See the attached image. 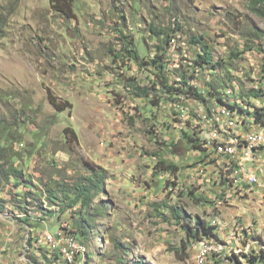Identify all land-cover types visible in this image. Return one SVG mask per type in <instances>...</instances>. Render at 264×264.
<instances>
[{"label":"rangeland","instance_id":"1","mask_svg":"<svg viewBox=\"0 0 264 264\" xmlns=\"http://www.w3.org/2000/svg\"><path fill=\"white\" fill-rule=\"evenodd\" d=\"M75 12L76 19L64 21L49 0H0V17L6 21L0 30V146L3 138L5 142L11 137L6 158L16 156L14 166L23 164L29 175L24 180L30 179L43 193L60 182L72 184L105 171L101 190L83 211L93 222L89 244L77 239L86 248L85 264H239L234 256L246 264L244 255L264 250V191L241 184L244 175L229 156L218 161L216 148L205 138L209 122L200 114H180L182 102L168 99L165 91H152L147 98L125 85L128 79L140 87L158 81L152 69L141 64L159 54L158 45L164 49L160 54H165L168 84L175 88L182 85L183 73L188 84L201 91L206 82L219 85L225 65L232 62L234 76H225L228 80L220 89L223 101L208 97L205 103L216 101L222 119L258 128L253 116L264 107V96H239V90L255 88L264 94V4L75 0ZM151 23L170 30L167 44L163 36L151 33ZM123 31L134 37L139 60L127 52L123 61L114 56L122 49ZM193 35L204 36L217 60L224 61L222 68L194 66L201 44H191ZM247 44L251 50H245ZM236 50L245 51L230 59ZM154 96H159L157 103ZM51 97L63 111L51 104ZM193 144L201 149H193ZM159 159L178 164L179 171L156 172ZM196 161L206 170L193 171L189 183L186 167ZM258 175L264 176V168H258ZM13 179L0 174V203L11 210L0 211V258L8 256L5 264H56L57 256L53 259L51 254L58 250L52 243L38 242L41 228L26 230L20 220L24 214L11 205L17 201L12 195L16 190H28L25 183L17 187ZM226 182L235 188L232 196L220 195L214 203L213 189ZM190 190L206 198L197 200ZM24 201L40 225L53 221L52 233L58 229L54 221L73 227L74 219L82 217L81 203L66 212L53 205L56 211L50 214L39 209L40 200ZM170 206L177 207L179 218ZM198 220L211 222L218 237L207 238L211 257L200 256L199 262L195 245L203 237L188 236V226Z\"/></svg>","mask_w":264,"mask_h":264},{"label":"trees","instance_id":"2","mask_svg":"<svg viewBox=\"0 0 264 264\" xmlns=\"http://www.w3.org/2000/svg\"><path fill=\"white\" fill-rule=\"evenodd\" d=\"M50 1V7L52 11L58 15L60 18H62L64 21H71L73 19L77 18V13L75 12V0H49ZM255 4L262 3L264 4V0H253ZM6 25V21L1 19L0 17V30L4 29V26ZM177 28L182 29V26L180 23H177ZM149 29L154 36H160L164 37L162 39V43L167 44L170 41L169 37V32L170 30L168 28H158L156 25L153 23L150 24ZM120 42H122V49L118 52L115 53L116 59H120L123 61V59L126 57L124 52H127L129 57L139 60V51L133 36H129L123 31L120 35L119 38ZM190 42L193 45H200L201 51L196 53V58L193 60L194 66H200L204 68V65L206 67L216 70V68H222L224 61L223 60H217L216 56L214 55V51L212 50V47L204 42V36L200 35H193L190 38ZM261 48V45L259 46ZM159 54H156L153 58L150 60H145L142 61V65H147V67H150L152 69V73H154L158 79V81H150V84L146 87H140L136 81L132 79H128L129 82H126L125 87L129 88V91L131 93L137 92L138 90L140 93L138 95L140 96H145L147 98H150L151 92H157V91H167L170 93H177L178 92H187L190 94L192 97L198 98V100L203 101L205 103L207 101V98H215L219 102H222L221 98V91L220 89L223 88L227 82L226 77H229L230 74L232 73L233 75V63H227L225 65V68L227 71H225V76H224V81H220L219 85H216L212 82H206L205 87L206 90L201 91L200 89L188 84V76L185 75V73L181 74L182 79L180 78V84L182 82V85L184 86H179L175 88L173 85L168 84V77L166 76L165 73V63H164V58L165 54H160L161 51L164 49L162 48L161 45H158L157 47ZM252 47L247 44L245 50H251ZM244 50V51H245ZM261 50L264 52V46L261 48ZM113 51V50H111ZM244 51L239 52L238 50L232 51L230 53L229 58L234 59L238 58ZM201 52V53H200ZM264 70V69H263ZM234 76V75H233ZM264 77V76H263ZM224 83V85H223ZM157 84H160V89H157ZM240 93L239 96H258L262 97L264 96L262 90H257L255 88L250 89V92H245L243 87L240 86ZM157 94V93H156ZM168 99H171L169 96H167ZM159 96H154L153 103H157V99ZM51 104L55 106L59 111H63L64 108L60 106L59 103L55 101L54 98L51 97L50 100ZM227 105V104H225ZM248 113V112H247ZM253 116V115H252ZM256 126L261 127L264 126V107L260 108L256 111L255 116H253ZM15 138V137H14ZM184 139L187 140V142L190 144L191 138L188 137L186 133H184ZM11 141V137H7L4 142L3 138V145L0 146V174H2V177L9 179L13 177L14 179V184L17 187H20L22 183L26 184V188L28 190L25 191H20L16 190L12 195L15 197V200H17L15 203H12L11 205L15 206L18 208L17 211H20L21 213L24 214L23 218H20V220L30 226L32 228L34 225V228H37L40 226V221L37 220V218L33 217L31 214H29V211L26 209V201H24V197L28 201V199L31 200V198L35 200H40L41 207L39 208L41 211L46 210L48 213H54L56 210H53L51 207L53 205H58V209L62 212H66L67 209L70 207L73 208L77 206L79 203H81L80 209H79V214L82 215V217L75 218L74 219V224L73 227L76 229L77 233V239H79L81 242H86L89 244V238L91 233H93L90 230V227L93 225L92 219L86 218L84 215V209L85 207H89L90 204L92 203L94 195L101 190L102 184L104 183L105 180V171H98V172H92L88 176H82L79 177L77 180H75L72 184H67V183H58L55 187L52 189H47L48 193H43L41 192L40 189H36L33 184H31V180H24L27 179L26 170L25 166L19 165V166H14V163L16 162L15 157L16 156H9L6 158L7 155V145ZM193 149H201L200 146L193 144ZM180 167L178 164L174 162H165L163 159H159L157 166H156V172L162 173V172H178ZM165 183L169 184H175V182H170L166 181ZM40 185V184H39ZM45 192V191H44ZM190 194H193L194 197L197 200H202L204 197L196 196L193 190H190ZM48 203V207L44 209V203ZM171 210L173 212L174 217L179 218V210L177 209L176 206L171 207ZM5 211H10L9 208L5 207L4 204L0 203V211L2 210ZM33 221V222H32ZM37 226V227H36ZM215 226L211 224V222H204V221H196L194 226H188V236L189 238H192L194 240L200 239V238H218L216 233L214 232ZM26 230H28L26 228ZM34 231V229H32ZM205 236V237H204ZM103 239V237H102ZM34 241V236L33 233L31 236L28 237V243L29 245H33ZM83 242V243H84ZM49 253V251H47ZM257 252V251H256ZM255 250H253L251 253L246 254L243 256V258L246 260V264H262L264 263V250H260L257 253ZM53 256V259L56 258L57 254H51ZM49 262H51L50 257L46 254L45 256ZM233 258L237 259V262L240 264V260L238 257L234 256ZM215 262H220L215 261ZM135 264H142L140 262H137Z\"/></svg>","mask_w":264,"mask_h":264},{"label":"built area","instance_id":"3","mask_svg":"<svg viewBox=\"0 0 264 264\" xmlns=\"http://www.w3.org/2000/svg\"><path fill=\"white\" fill-rule=\"evenodd\" d=\"M174 39L175 37H172V41ZM163 95L180 99L178 100L182 102L179 105L180 114H186L188 117L193 114H200L201 118L208 121L209 132L205 138L208 142H212V148H216L218 161L220 156H229L237 172L244 175V182H241V184H249L250 187L264 191L260 187V180H264V176L258 175V168H264V134H262V127L252 128L248 123L245 126H238L236 125V119H222V111L217 109L216 101L203 103V101H198V98L190 96L187 92L180 93L177 91V93H170L166 91ZM179 159V156L175 157L176 161ZM187 168H189L188 172ZM197 168L206 170L199 161L190 163L186 167L185 178H189V183L193 176V171H196ZM211 188L213 189V184ZM234 189L226 182L220 189H213V196H210V200L217 203V198L220 195L232 196V190ZM202 197L206 198L203 194ZM232 198L237 199L235 197ZM54 222V226L58 228L54 233L49 228L53 221H50L47 225L37 227L41 228V231L36 235L38 242L53 243V249H60L64 255L71 258V264H79L77 260L78 241L75 227L63 225L58 220ZM25 227L30 228L26 225ZM210 242L207 238H202L196 243V258L198 262L200 256H208V260L211 257L209 256Z\"/></svg>","mask_w":264,"mask_h":264},{"label":"bare ground","instance_id":"4","mask_svg":"<svg viewBox=\"0 0 264 264\" xmlns=\"http://www.w3.org/2000/svg\"><path fill=\"white\" fill-rule=\"evenodd\" d=\"M261 128V127H258ZM262 134H264V127H262ZM260 186H262L264 188V183H262V181L260 180ZM67 225V224H66ZM78 241V240H77ZM53 244V243H52ZM58 252L57 254L59 255V257L61 256L64 260H65V264H71V258L67 257L66 255H64L62 253V250L57 249ZM85 251L86 248L85 246H83L79 241H78V252H77V260L79 264H85Z\"/></svg>","mask_w":264,"mask_h":264},{"label":"crops","instance_id":"5","mask_svg":"<svg viewBox=\"0 0 264 264\" xmlns=\"http://www.w3.org/2000/svg\"><path fill=\"white\" fill-rule=\"evenodd\" d=\"M256 127H258V126H256ZM7 257L8 256L6 255L5 258H3V259L0 258V264H5L7 262ZM56 264H65V260L61 256L59 257L58 254H57V262H56Z\"/></svg>","mask_w":264,"mask_h":264},{"label":"clouds","instance_id":"6","mask_svg":"<svg viewBox=\"0 0 264 264\" xmlns=\"http://www.w3.org/2000/svg\"><path fill=\"white\" fill-rule=\"evenodd\" d=\"M128 36H129V38H130V35L129 34H127Z\"/></svg>","mask_w":264,"mask_h":264}]
</instances>
